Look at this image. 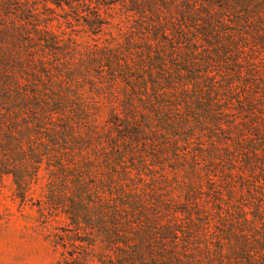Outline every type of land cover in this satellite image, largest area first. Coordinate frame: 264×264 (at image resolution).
Wrapping results in <instances>:
<instances>
[{"label":"rangeland","instance_id":"374dc122","mask_svg":"<svg viewBox=\"0 0 264 264\" xmlns=\"http://www.w3.org/2000/svg\"><path fill=\"white\" fill-rule=\"evenodd\" d=\"M10 1L14 16H9L27 11L32 27L47 28L58 37L61 45L54 53L61 67L54 77L67 76L76 97L73 113L84 125L93 121L108 142L104 153L89 151L75 163L81 167L86 159L93 160L97 169L86 181L93 190L96 185L107 193L104 157L116 153L115 140L128 147L124 129L110 130L107 91L114 89L119 105L146 101L143 106L163 128L160 133L147 130L139 150L155 146L160 153L165 148L169 152L156 157L149 152L143 169L128 158L130 184L139 191L159 185L166 199L188 211L184 220L198 227L213 213L211 233H235L213 240L223 252L235 250L244 238L242 230L256 231L252 236L264 241V165L254 167L250 176L258 181L252 182L240 164L242 158L264 163V134L246 141L250 133L241 132L253 123L257 132V124L264 122V0ZM23 78L49 83L47 77L38 78L37 70ZM242 141L249 150L241 149ZM44 168L27 194L17 191L12 176L0 177V264H57L60 259L51 229L65 222L55 224L60 208L51 205L45 213L40 208L48 177ZM60 182L61 189L76 193L71 178ZM225 212L233 215L228 228L218 221L220 216L227 219Z\"/></svg>","mask_w":264,"mask_h":264},{"label":"trees","instance_id":"16d2710c","mask_svg":"<svg viewBox=\"0 0 264 264\" xmlns=\"http://www.w3.org/2000/svg\"><path fill=\"white\" fill-rule=\"evenodd\" d=\"M50 1L56 5L63 0ZM10 2L0 0V177L12 176L17 191L27 194L39 183L40 172L46 167L48 177L42 187L44 200L40 208L44 213L51 205L60 208L55 224L65 222L64 227L51 229L52 243L60 251L57 264H264V241L252 236L256 231H240L244 238L237 241L235 250L223 252L213 240L235 233H211L208 228L215 218L213 213L198 227L184 220L188 211L179 209L177 201L166 199L159 185H144L145 190L139 191L130 184L128 158H133V167L143 169L149 152L156 153L155 157L169 154L165 147L161 153L155 146L154 150L150 147L152 151L139 150L147 130L163 131L159 119L152 118L143 106L144 100L140 105L132 100L119 105L120 94L114 89L107 91L112 100L110 130L124 129L128 147L115 140L116 153L104 157L109 174L104 179L107 193H100L96 185L95 190L91 188L86 181L97 169L93 160L86 159L81 167L75 163L89 151L104 153L108 142L93 121L84 125L78 112L73 113L76 97L72 96L67 76L60 80L54 77V70L61 67L54 53L61 45L58 37L47 28L32 27L27 11L12 17ZM35 70L40 80L49 79L48 85L23 78ZM255 124L241 130L250 133L246 141L262 139L264 122L257 124V132L253 131ZM152 143L157 145L158 141ZM241 146L243 151L249 150L244 142ZM199 159L195 155V160ZM211 159L221 160L214 156ZM240 164L243 175L252 182L257 179L250 176L255 174L254 167L264 165L258 158H242ZM121 166L125 168L122 175L118 170ZM67 178L76 182V193L58 186L57 182ZM225 214L227 219L220 216L218 221L228 228L233 215Z\"/></svg>","mask_w":264,"mask_h":264}]
</instances>
